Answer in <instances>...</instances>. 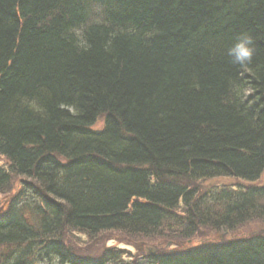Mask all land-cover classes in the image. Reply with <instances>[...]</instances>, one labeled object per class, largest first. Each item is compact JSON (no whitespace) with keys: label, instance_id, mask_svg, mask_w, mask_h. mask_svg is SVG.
<instances>
[{"label":"trees","instance_id":"16d2710c","mask_svg":"<svg viewBox=\"0 0 264 264\" xmlns=\"http://www.w3.org/2000/svg\"><path fill=\"white\" fill-rule=\"evenodd\" d=\"M242 35L246 66L227 54ZM0 156V190L20 176L37 200L0 212V264L120 260L74 254L66 228L186 240L264 219V185L195 186L264 172V0H0ZM152 253L264 264V235Z\"/></svg>","mask_w":264,"mask_h":264},{"label":"rangeland","instance_id":"374dc122","mask_svg":"<svg viewBox=\"0 0 264 264\" xmlns=\"http://www.w3.org/2000/svg\"><path fill=\"white\" fill-rule=\"evenodd\" d=\"M103 116H99L92 126V129L102 127ZM0 168L8 169L9 161L0 156ZM24 182H31L20 176H13L10 183L0 190V212H4L13 200L17 199L25 203L37 201L27 192ZM264 185V172L256 182H248L242 179L220 176L205 180H199L195 183L198 195H203L207 191H215L219 188H239L252 185ZM190 186H194L190 184ZM264 205L263 202H261ZM184 208H180L177 213L181 214ZM165 227L162 233L154 236H130L123 233H107L99 235L95 239H90L86 234L70 229L63 232L65 246L70 247L76 255L98 256L105 249L117 248L119 250L120 260L112 261L109 264H147V258L150 252H169L190 246V244L209 243V241H226L229 239L253 236L256 234L264 235V219L252 220L244 223L232 231L221 228L219 231L210 227H199L197 235L192 239L181 240L178 237V231L173 228ZM70 250V249H69Z\"/></svg>","mask_w":264,"mask_h":264},{"label":"clouds","instance_id":"9594fccd","mask_svg":"<svg viewBox=\"0 0 264 264\" xmlns=\"http://www.w3.org/2000/svg\"><path fill=\"white\" fill-rule=\"evenodd\" d=\"M252 38L248 35H242L228 49V56L235 65L246 66L251 63L254 54Z\"/></svg>","mask_w":264,"mask_h":264}]
</instances>
